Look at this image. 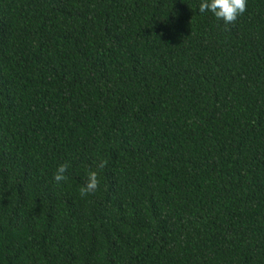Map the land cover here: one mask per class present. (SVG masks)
I'll return each mask as SVG.
<instances>
[{"label": "trees", "instance_id": "trees-1", "mask_svg": "<svg viewBox=\"0 0 264 264\" xmlns=\"http://www.w3.org/2000/svg\"><path fill=\"white\" fill-rule=\"evenodd\" d=\"M199 2L0 0V264H264V0Z\"/></svg>", "mask_w": 264, "mask_h": 264}, {"label": "clouds", "instance_id": "clouds-1", "mask_svg": "<svg viewBox=\"0 0 264 264\" xmlns=\"http://www.w3.org/2000/svg\"><path fill=\"white\" fill-rule=\"evenodd\" d=\"M246 0H200L198 11L203 13L206 10L211 12L214 17L222 20L225 24L234 21L238 15L244 12ZM65 164H59L53 173V179L57 182L64 179ZM97 179L94 171L89 172L86 183L81 188V194L85 191H92L96 188Z\"/></svg>", "mask_w": 264, "mask_h": 264}]
</instances>
